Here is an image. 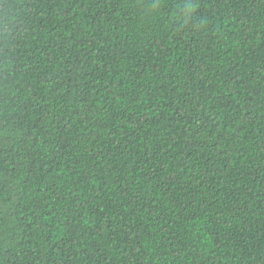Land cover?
Wrapping results in <instances>:
<instances>
[{
  "label": "trees",
  "instance_id": "trees-1",
  "mask_svg": "<svg viewBox=\"0 0 264 264\" xmlns=\"http://www.w3.org/2000/svg\"><path fill=\"white\" fill-rule=\"evenodd\" d=\"M0 264H264V0H0Z\"/></svg>",
  "mask_w": 264,
  "mask_h": 264
},
{
  "label": "snow or ice",
  "instance_id": "snow-or-ice-1",
  "mask_svg": "<svg viewBox=\"0 0 264 264\" xmlns=\"http://www.w3.org/2000/svg\"><path fill=\"white\" fill-rule=\"evenodd\" d=\"M138 3H141V4H152L153 3V0H137ZM156 3H159L160 0H155Z\"/></svg>",
  "mask_w": 264,
  "mask_h": 264
}]
</instances>
